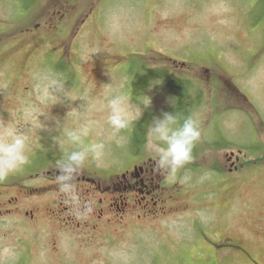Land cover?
Returning <instances> with one entry per match:
<instances>
[{
    "label": "rangeland",
    "instance_id": "1",
    "mask_svg": "<svg viewBox=\"0 0 264 264\" xmlns=\"http://www.w3.org/2000/svg\"><path fill=\"white\" fill-rule=\"evenodd\" d=\"M4 62L0 120L25 134L29 158L37 157L18 173L26 167L21 182L32 189L24 205L38 202L42 212L30 224L19 217L20 236H0V264H264V0H0ZM52 64L75 75L68 80ZM137 70L143 86L132 76ZM168 82L185 86L201 135L191 162L174 178L162 173L167 209L147 216L132 199L133 214L122 215L126 225L112 236H83L71 224L61 234L44 212L61 196L57 180L42 172L54 175L76 147L65 133L90 124L85 143L104 144L76 184L92 176L114 189L119 173L144 160L156 174L147 130L135 147L131 126L171 113ZM117 94L128 98L130 116L143 114L114 133L107 102ZM252 144L260 151L252 153ZM239 149L243 169L220 188L227 156ZM34 172L41 175L27 176ZM196 222L212 226L209 236ZM226 240L230 247L215 246Z\"/></svg>",
    "mask_w": 264,
    "mask_h": 264
},
{
    "label": "flooded vegetation",
    "instance_id": "2",
    "mask_svg": "<svg viewBox=\"0 0 264 264\" xmlns=\"http://www.w3.org/2000/svg\"><path fill=\"white\" fill-rule=\"evenodd\" d=\"M4 64L5 62L0 64L1 68ZM206 70H208V68ZM8 83H10V80L7 79L4 85H8ZM3 97L5 96H0V102ZM214 105H216L214 107L215 109L221 108L218 104L214 103ZM4 106L6 107V105ZM209 107L208 110H211V105ZM193 108L190 109V116L192 115ZM0 113H6V109L2 110L1 104ZM5 124L6 121L0 120V126ZM238 151L240 152L238 153L239 155H233L234 153L231 152L229 157L225 152V156H227V161L229 162V173L223 171L224 173L221 174L223 181L220 188L226 185L227 181L232 177V173L239 172V170L243 169L241 168L243 167L241 162L242 155H240L242 150L239 149ZM33 158L34 156L31 154L30 159ZM154 164H156L155 161ZM47 175L50 176L51 180H57L58 173L52 175L51 171L48 170ZM76 177L79 178L78 175H76ZM162 178H165V175L162 176V172H160L158 168L155 174L153 166L148 165L146 161L136 162L129 169L124 170L121 173V179L115 183L116 187L114 189H111L110 186H101L102 183L97 184L95 177L86 176L83 180L86 183L90 182L88 186H85V182L83 184L75 183L76 190L79 194L81 208L85 205L91 208V211L87 213L88 216H85V219H83L82 222H75L77 215L70 211L68 205H65L60 209L53 206L55 203L61 205L65 204L62 195L59 196V198L52 200L51 206L47 207L44 212L46 216L56 218L55 220L58 222V225L61 226V234L67 232L66 229H64V226H67L69 229L71 224L73 225V229H78L79 233L83 234V236H112L111 231L117 226H122L124 224H122V220L124 219V216L122 215L125 214L123 211H125L124 208H126L123 207L122 209L120 207V197L117 196V193L119 191L126 192V198L128 200L121 203L129 208L134 205L133 203H130L133 199L134 203L137 201V204H141L142 211L146 212V214L148 212H158L159 209H165V205H162L161 203L164 199ZM118 186H122L123 190H119ZM31 192L32 189L29 191L27 186L21 182V175L18 172L10 175L4 181H0V236H20L17 232L18 219H21L19 217H23L24 220L30 224L36 221L37 214H41L42 211L38 202H36L32 209H28V207L24 205V201L28 199ZM142 193L145 194L142 195ZM137 194H139V197H136ZM217 204L218 203L215 205ZM116 209L123 210V213H117V215H119L118 217L110 215V213L114 212ZM129 212L133 213V210H130ZM60 213H62L61 216ZM65 213L67 216L63 215ZM117 219L119 222L116 223L115 221ZM194 226L200 227L199 235L201 236H209L208 234L212 228V226L208 227L204 224L201 225L198 222H196ZM229 236H234V234H230ZM227 240L226 242L219 243V246L225 245L230 247V242ZM234 246L236 245L234 244Z\"/></svg>",
    "mask_w": 264,
    "mask_h": 264
},
{
    "label": "clouds",
    "instance_id": "3",
    "mask_svg": "<svg viewBox=\"0 0 264 264\" xmlns=\"http://www.w3.org/2000/svg\"><path fill=\"white\" fill-rule=\"evenodd\" d=\"M149 104L150 97L144 106ZM107 109V122L114 133L128 128L133 119H140L143 114V111H138L134 117L130 116L128 98L121 94L108 100ZM90 132V124L67 131V140L76 147L65 153L56 165L58 191L70 211L77 216L91 211L87 205L81 208L75 184L77 172L89 158L99 162L104 149V144L100 142L85 143ZM200 135L197 122L191 116L180 123L175 114L165 112L148 127L145 147L153 156L158 170L174 178L179 169L191 162L193 147ZM29 162L26 135L14 126H0V181L18 172Z\"/></svg>",
    "mask_w": 264,
    "mask_h": 264
},
{
    "label": "trees",
    "instance_id": "4",
    "mask_svg": "<svg viewBox=\"0 0 264 264\" xmlns=\"http://www.w3.org/2000/svg\"><path fill=\"white\" fill-rule=\"evenodd\" d=\"M23 1L28 3V0H23ZM261 3H262V1H261ZM52 66H53V68H56L57 72L62 73V77H66L68 80H71V78H73V75H75V73H72V72H70V73L69 72H65V70L60 65H58L56 67L55 65L52 64ZM131 70L132 69L130 68L129 71L131 72ZM139 73H140V71L137 70V73H135V74L133 73L132 76L135 77V78L140 77V79H141L140 81H142V83H138V84H142V86H143L144 85L143 80L146 79V78H143L142 75H138ZM142 73H144L143 70H142ZM149 76H151V75H149ZM167 85L169 87V90L172 92V94L176 98V104L172 107L171 113L175 114L177 116V118H178V121L180 123H182L184 119H186V118H188L190 116L189 114H190V104L191 103H190V100H189V96H188V94L186 92V88L181 82H171V83L168 82ZM147 125L150 126L149 121H145L144 120V121H139V122H136V123L134 122V124L131 126L132 131H133L132 142H133V144H135V147H136L137 143L138 144H143L145 142V141H143V138L145 136V129L147 130V128H148ZM252 145H253V149L251 150L252 153H257V151H260L259 149L261 148V146L254 145V144H252ZM254 146H256V148H254ZM133 151H134V149H133ZM36 158L37 157L35 155L33 159H30L29 160L30 162L27 164V166L29 164L33 165V163L35 162L34 159H36ZM56 158L57 157L54 156V159H56ZM144 161H147V160H144ZM44 165L46 166V161L44 162ZM41 168L42 167H40L39 170H41ZM35 169H36V167H35ZM195 169H199V168H195ZM39 170H36V171H39ZM179 171L180 170H178V172ZM99 174L100 173L98 172V175ZM217 193H219V191ZM167 198L168 197L163 199V204L162 205H164V202L166 201ZM217 202H223V201H222V199L218 198V199H216L215 203H217ZM200 208H203V207H200Z\"/></svg>",
    "mask_w": 264,
    "mask_h": 264
}]
</instances>
